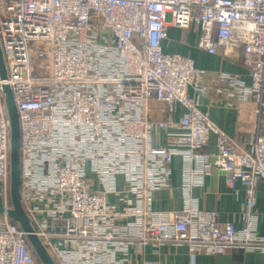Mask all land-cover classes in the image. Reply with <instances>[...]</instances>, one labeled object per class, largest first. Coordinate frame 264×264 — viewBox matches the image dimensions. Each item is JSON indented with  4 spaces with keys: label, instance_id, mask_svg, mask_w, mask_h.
Wrapping results in <instances>:
<instances>
[{
    "label": "built area",
    "instance_id": "2783aa9c",
    "mask_svg": "<svg viewBox=\"0 0 264 264\" xmlns=\"http://www.w3.org/2000/svg\"><path fill=\"white\" fill-rule=\"evenodd\" d=\"M169 24L194 27L196 47L210 54L239 49L250 83L221 74L220 86H209L190 57L162 51ZM0 44V264H39L7 215L10 124L2 84L18 114L21 203L56 264H125L130 246L149 243L185 244L191 254L264 252L255 208L264 182V0H0ZM44 56L47 69L32 75ZM190 87L255 105L249 148L199 109ZM151 102L164 104L166 117L149 119ZM177 108L183 114L174 122ZM210 134L214 153L206 150ZM175 155L184 172L182 207L155 211L151 194L168 186ZM215 169L229 188L236 181L244 188L239 229L190 194Z\"/></svg>",
    "mask_w": 264,
    "mask_h": 264
},
{
    "label": "crops",
    "instance_id": "0c3cea01",
    "mask_svg": "<svg viewBox=\"0 0 264 264\" xmlns=\"http://www.w3.org/2000/svg\"><path fill=\"white\" fill-rule=\"evenodd\" d=\"M197 32L194 27L177 28L171 24L167 26V36L161 42L162 51L165 53H179L190 57L194 66L204 70L205 82L209 86H220L218 78L221 74H237L245 84L250 83L249 71L243 66L242 55L237 48H228L226 53L218 50L210 54L196 47ZM190 95L196 97L198 107L208 112L212 122L231 139L244 148H249L246 132L255 110V105L249 101L230 103L225 92L216 93L214 88L210 92L198 94L192 87ZM225 91V90H224ZM149 119L158 120L166 117L165 106L162 103H149ZM164 110V111H163ZM183 111L177 108L172 113V119L177 122ZM165 139L161 134L158 144H164ZM206 150L209 153L216 151L215 135L210 134ZM168 177V186L155 190L151 194V207L155 211H174L182 207L183 203V165L180 156L172 158ZM118 187H121V178L118 177ZM197 183L191 186L190 194L195 198L200 208L216 212L219 221H232L235 229L242 226L241 211L245 200L244 188L236 181L233 188L225 183V174L220 170L198 178ZM113 201V196H109ZM257 233L264 236V182H260L256 189ZM1 215V214H0ZM1 219V216H0ZM38 263L41 262L38 259ZM264 264V252L244 251L238 248H229L219 254L197 253L191 254L185 244L165 243L160 246L149 243L137 250L130 246L125 264Z\"/></svg>",
    "mask_w": 264,
    "mask_h": 264
},
{
    "label": "water",
    "instance_id": "95a60500",
    "mask_svg": "<svg viewBox=\"0 0 264 264\" xmlns=\"http://www.w3.org/2000/svg\"><path fill=\"white\" fill-rule=\"evenodd\" d=\"M6 78V69L4 63L3 52L0 44V79ZM2 92L4 102L8 114L10 124V177H9V195L10 208L7 210V215L11 220L16 222L24 231L27 241L35 253L41 264H56L52 259L40 239L34 232L20 199V157H19V121L14 102V95L7 84H2ZM2 213L0 199V214Z\"/></svg>",
    "mask_w": 264,
    "mask_h": 264
},
{
    "label": "rangeland",
    "instance_id": "374dc122",
    "mask_svg": "<svg viewBox=\"0 0 264 264\" xmlns=\"http://www.w3.org/2000/svg\"><path fill=\"white\" fill-rule=\"evenodd\" d=\"M49 65V60L47 56L41 57L39 60L35 62L34 69L32 71V75L37 76L42 74L41 72H38L36 68H39L40 70L42 69H47V66Z\"/></svg>",
    "mask_w": 264,
    "mask_h": 264
},
{
    "label": "trees",
    "instance_id": "16d2710c",
    "mask_svg": "<svg viewBox=\"0 0 264 264\" xmlns=\"http://www.w3.org/2000/svg\"><path fill=\"white\" fill-rule=\"evenodd\" d=\"M13 221V220H12ZM14 222V221H13ZM16 223V222H15Z\"/></svg>",
    "mask_w": 264,
    "mask_h": 264
}]
</instances>
